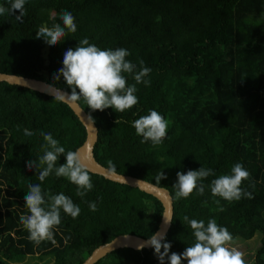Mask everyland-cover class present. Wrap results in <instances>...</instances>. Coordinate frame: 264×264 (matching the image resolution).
I'll return each mask as SVG.
<instances>
[{
	"label": "trees",
	"instance_id": "1",
	"mask_svg": "<svg viewBox=\"0 0 264 264\" xmlns=\"http://www.w3.org/2000/svg\"><path fill=\"white\" fill-rule=\"evenodd\" d=\"M0 6L10 7L9 0H0ZM62 10L72 13L77 31L66 30L64 40L48 46L43 56L29 40L41 26H63ZM84 38L102 50L127 49L126 59L137 69L140 60L151 69L144 77L147 85L124 74L137 88L138 103L131 109L93 111L82 99L77 102L98 128L93 152L100 164L110 168L111 161L110 169L170 192L173 216L162 241L171 244L169 255L195 242L190 226L182 223L188 216L205 224L215 219L231 233V242L247 245L258 233V246L243 258L246 264H264V0H26L20 21L0 15V72L41 79L71 93L63 77L55 80L54 75L63 66L64 52ZM150 110L167 120V135L159 145L141 143L132 127ZM24 129L34 135H24ZM41 132L51 133L66 151H75L86 136L60 99L1 81L0 264L27 256L39 258L40 264L45 256L51 264H81L95 247L119 234H154L162 204L137 187L89 172L93 188L81 198L76 185L54 172L39 181L26 164L44 154ZM65 162L61 155L57 166ZM236 163L250 173L241 188L253 198L229 202L214 197L211 180L231 174ZM202 166L215 173L203 181L204 194L194 190L188 198L176 199L177 172ZM162 172L166 178L158 181ZM30 183L40 184L45 193L65 194L81 209L75 219L61 211V223L53 230L55 243L34 244L19 222L20 215L30 214L24 201ZM92 202L95 211L89 208ZM94 264L160 261L152 246L123 247Z\"/></svg>",
	"mask_w": 264,
	"mask_h": 264
},
{
	"label": "clouds",
	"instance_id": "2",
	"mask_svg": "<svg viewBox=\"0 0 264 264\" xmlns=\"http://www.w3.org/2000/svg\"><path fill=\"white\" fill-rule=\"evenodd\" d=\"M25 2L26 0H9L10 7L0 6V15L6 13L14 15L16 20L20 21L24 15ZM17 11L19 15H15ZM60 19L63 26L59 23L51 27L41 26L36 32V38H42L47 45L55 46L64 40L67 32L77 31L75 18L71 12L62 10ZM129 55L127 49L102 50L84 38L74 49L69 48L64 52L63 66L54 75V79L59 80L61 76L63 77L64 82L71 89L69 97L73 101L82 99L93 111L112 108L117 113H122L138 103L135 95L136 85H129L124 74H131L136 84L150 83L144 77L151 72V69L144 66L143 60L139 61L140 68L137 69L136 64L126 59ZM116 123L118 125V119ZM132 127L135 133L142 137L141 143L150 141L153 145H159L167 135L168 124L158 111L150 110L149 114L134 120ZM24 135L32 136L34 133L24 129ZM40 135L45 141L42 145L44 154L38 160L29 161L26 164L28 170L35 169L37 178L41 182L53 172L57 177L66 178L77 186L76 195L83 198L93 188L89 169L83 162L88 157L82 158L79 150L66 151L51 133L41 132ZM61 155L65 157L66 162L57 166ZM108 164L110 168H114L111 161ZM214 175L212 169L203 166L186 173L177 172V182L173 185L176 199L188 198L194 190L198 191L199 195H203L205 192L203 181ZM165 178L163 172L156 177L158 181ZM249 178L250 173L244 166L236 163L231 168V174L212 179L209 187L214 197L229 202L240 200L242 197L253 198L250 192L241 188L242 181ZM28 189L24 201L30 214L20 215L19 222L28 231V239L34 244L39 245L45 240L55 243L53 230L61 223V211L75 219L81 209L63 193L53 195L43 192L40 184L30 183ZM216 203L219 204V200ZM96 207L94 202L89 203L90 210L95 211ZM184 222L190 226L195 242L180 254L172 252L169 255L171 244L162 243L163 237H158L156 234L149 237L147 243L154 248L160 264H165V258L168 264H182L184 260L187 264H246L243 253L228 246L233 239L231 233L226 227L218 225L215 219H210L205 224L203 220L198 221L184 216L182 223ZM142 247L143 245L141 249Z\"/></svg>",
	"mask_w": 264,
	"mask_h": 264
},
{
	"label": "water",
	"instance_id": "3",
	"mask_svg": "<svg viewBox=\"0 0 264 264\" xmlns=\"http://www.w3.org/2000/svg\"><path fill=\"white\" fill-rule=\"evenodd\" d=\"M1 81L9 84L20 85L47 94L66 103L85 128V140L75 151L79 150L82 158L85 156L88 157L87 159H84L83 162L88 167L89 172L102 175L104 178L111 181L137 187L138 189L157 198L161 202L163 210L159 226L154 234L158 237H165L168 229L170 228L173 216V201L170 192L166 188L158 186L147 180L116 172L100 164L95 159L93 152L94 145L98 139V128L92 119L90 112L83 109L77 101H73L69 97L70 93L68 91L57 88L56 86L41 79L13 73L0 72V82ZM65 93L67 95H65ZM148 240L149 237L143 238L129 233L119 234L110 241L95 247L81 264H94L97 260L104 257L108 253L123 247L141 249V245H143L142 248H150L151 245L147 243Z\"/></svg>",
	"mask_w": 264,
	"mask_h": 264
},
{
	"label": "rangeland",
	"instance_id": "4",
	"mask_svg": "<svg viewBox=\"0 0 264 264\" xmlns=\"http://www.w3.org/2000/svg\"><path fill=\"white\" fill-rule=\"evenodd\" d=\"M29 43L33 44L34 48H36L39 52H41L43 56H46L49 45H47L42 38L37 39L36 36H34L33 38H30ZM250 240L257 241V243L251 241V242H247L248 244L245 245L244 241L242 240L241 242H238V243L231 242V244H229L228 246L230 248H235L236 250L241 251L244 257L246 252H252L255 246L256 245L258 246L259 234L256 233L255 236ZM38 259L39 258H36V257L30 258L29 256H27L22 260L12 261L9 264H40L41 262ZM51 262H52V259H47L45 256L44 263L42 264H51ZM184 264H187V262Z\"/></svg>",
	"mask_w": 264,
	"mask_h": 264
}]
</instances>
